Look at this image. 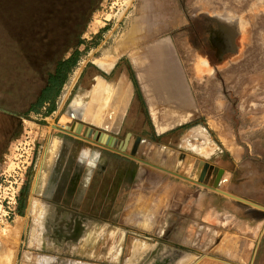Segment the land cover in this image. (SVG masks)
I'll use <instances>...</instances> for the list:
<instances>
[{
  "label": "crops",
  "instance_id": "crops-1",
  "mask_svg": "<svg viewBox=\"0 0 264 264\" xmlns=\"http://www.w3.org/2000/svg\"><path fill=\"white\" fill-rule=\"evenodd\" d=\"M29 1V19L85 17L84 12L62 14L69 8L53 6L78 0ZM135 18L140 17H132L129 26L127 14L123 26L114 22L106 27L104 22L82 32L87 41L97 42L80 45L50 112L65 123L78 121L114 139L130 132L127 149L139 136L136 151L146 161L128 173V159L119 158L112 145L114 150L71 138L52 126L30 166L28 213H17L9 226L12 237H0V264H116L126 240L118 239L121 227L152 234L151 239H128V264H177L182 255L168 245L172 242L196 250L198 255L188 264H242L228 260L245 257L235 254L234 247L229 251L228 243L251 241L245 236L259 225L252 211L264 210V159L243 160L232 168L217 164L218 154L209 151L193 157L207 163L202 184L162 170L179 165L181 148L191 151L210 144L209 136L201 123L178 131L172 142L170 133L159 136L198 119L201 112L188 82L181 79L174 27H138ZM133 110L144 117L140 127H133ZM231 200L254 218L230 209ZM257 256L263 264L264 247Z\"/></svg>",
  "mask_w": 264,
  "mask_h": 264
},
{
  "label": "rangeland",
  "instance_id": "rangeland-1",
  "mask_svg": "<svg viewBox=\"0 0 264 264\" xmlns=\"http://www.w3.org/2000/svg\"><path fill=\"white\" fill-rule=\"evenodd\" d=\"M86 1H67L53 6L62 10L69 8L70 12L62 14L76 15L84 12L82 8ZM32 8L29 0H0V111L12 114L18 121L16 126L13 122L8 124L3 118L0 119V150L3 151L0 154V237L7 227L13 225L19 211L28 213L30 190L27 188V177L30 166L39 145L46 139L47 130H52V126L66 132L68 137L82 138L114 150L107 142L69 131L65 126L70 123H65L64 118L58 120L54 112L46 114L47 102L37 105L35 111L23 114L33 93L43 82L33 62L31 50L36 47L33 35L78 28V24H74L77 18L29 19L28 13ZM127 14L128 26L132 17L139 16L138 20H133L138 27L149 26L157 30L174 27L175 57L180 61L181 79L188 82L201 112L197 120L204 125V131L209 136L210 144L201 143L191 151L181 148L182 161L179 165L162 167V170L170 176H180L189 182L202 184V180L189 178L188 173L193 157L206 156L208 151L214 156L218 154V159L214 157L217 164L232 168L243 160L262 161L264 0H96L87 14L83 31L96 29L104 22L106 24L103 26L106 27L114 22L117 26H123ZM81 38L89 45H93L95 40L87 41L82 34ZM131 115L134 128L145 123L141 113L133 110ZM55 132L59 134V131ZM175 136L170 134L167 138L172 142ZM115 151L119 158L128 159V173L134 165L146 161L136 150L131 153L129 147L122 151L116 148ZM11 195H14L13 199H10ZM234 202L231 200L230 209L236 208L238 214L246 219L254 218ZM7 206L10 209L8 217L3 215V209L6 210ZM258 219L260 221L255 232L250 231L251 235L245 236L246 240L251 241L228 243L229 251L234 247L235 254L245 256L239 259L228 257L229 261L260 264L257 255L259 249L264 247V216ZM118 230V239L122 236L126 240L121 247L123 254L119 255L116 264H128V239H151L152 234L134 227H121ZM27 236L26 227L22 231L23 245ZM168 245L181 252L182 257L177 264H188L198 255L190 245L173 242ZM135 250L131 249V254Z\"/></svg>",
  "mask_w": 264,
  "mask_h": 264
},
{
  "label": "trees",
  "instance_id": "trees-1",
  "mask_svg": "<svg viewBox=\"0 0 264 264\" xmlns=\"http://www.w3.org/2000/svg\"><path fill=\"white\" fill-rule=\"evenodd\" d=\"M95 3L96 0L93 2L88 0L83 4L82 9H84L85 17L77 18L75 21L76 23L73 21L75 25L78 24V28L76 30L51 33H35L33 35L36 40V47L34 50H31L32 57L34 58L33 62L35 63V71L37 75L43 80V82L39 89L33 93V98L31 101H29L27 109L23 112L24 115H27L29 111H35V107L37 105H41L44 102L49 103L46 114L53 109V100L59 93V90L67 77V74L75 65L80 55L81 51L79 50V45L84 43V39L81 38V34L88 20L87 14L89 10L94 7ZM96 42L97 41L94 40L92 44H95ZM132 80L136 89V94L139 96V88L133 74ZM25 97L28 98L26 95ZM2 118L8 124L13 122L16 126L18 125V121L12 114L0 111V119ZM197 122L199 121L196 119L181 124L159 136L161 137L169 133L177 132L184 127L193 125ZM1 152L3 151L0 150V154ZM133 167L135 168V165ZM134 168L130 169V173H133Z\"/></svg>",
  "mask_w": 264,
  "mask_h": 264
},
{
  "label": "water",
  "instance_id": "water-1",
  "mask_svg": "<svg viewBox=\"0 0 264 264\" xmlns=\"http://www.w3.org/2000/svg\"><path fill=\"white\" fill-rule=\"evenodd\" d=\"M69 131L71 132H75L77 134H79L80 136H84V137H91L92 139H95L97 141H105L107 143H110L113 147L119 149V150H124L126 148L127 145V140L130 137V132L126 133L124 139H114L112 138L110 135L106 134L104 131L98 130V129H94L91 126L85 125L83 123H80L78 121H73L70 125H66L65 126ZM140 137L137 136L134 138L133 144L130 148V152L133 153L136 150V147L138 145V143L140 142ZM204 162L203 160H200L198 158L194 159V162L191 166V169L188 173V177L189 178H193L194 180H202V176L204 173V168H202ZM226 193V192H225ZM232 198H235L241 202L244 203H248L250 205L253 206H260L257 204H254L252 202H249L241 197H237L234 196L232 194H228ZM263 208V207H262ZM253 214H255L254 216H256L255 218H261L264 216V210H257V209H253Z\"/></svg>",
  "mask_w": 264,
  "mask_h": 264
},
{
  "label": "bare ground",
  "instance_id": "bare-ground-1",
  "mask_svg": "<svg viewBox=\"0 0 264 264\" xmlns=\"http://www.w3.org/2000/svg\"><path fill=\"white\" fill-rule=\"evenodd\" d=\"M142 8V7H141ZM143 10V9H142ZM142 12V11H141ZM142 16V15H141ZM141 18H143V17H141ZM134 20V19H133ZM132 20V21H133ZM135 20H136V18H135ZM138 20V19H137ZM141 21V20H140ZM139 23V22H138ZM133 27V26H132ZM133 38V37H132ZM132 38H130V39H132ZM128 40V39H127ZM126 40V41H127ZM131 43V42H130ZM13 233H14V229L13 228H8V229H6V230H4V232H3V236L4 237H12L13 236ZM6 239V238H5ZM11 239H9V241H10ZM8 241V240H7ZM12 241V240H11ZM10 243V242H9Z\"/></svg>",
  "mask_w": 264,
  "mask_h": 264
},
{
  "label": "flooded vegetation",
  "instance_id": "flooded-vegetation-1",
  "mask_svg": "<svg viewBox=\"0 0 264 264\" xmlns=\"http://www.w3.org/2000/svg\"><path fill=\"white\" fill-rule=\"evenodd\" d=\"M72 123V122H71ZM70 123V124H71ZM197 123H201V122H197ZM197 123H195V124H197ZM194 125V124H193ZM190 126H192V125H190ZM187 127H189V126H187ZM184 128H186V127H184ZM183 128V129H184ZM182 130V129H181ZM180 131V130H179ZM171 134V133H170ZM172 134H178V131L177 132H174V133H172ZM99 142H105L104 140L103 141H99ZM195 159V158H194ZM194 159H193V161H192V164H193V162H194ZM199 159V158H198ZM204 162V164H203V166H202V168H204V171H205V169H206V165H207V163L205 162V161H203ZM203 175H204V173H203ZM203 177V176H202Z\"/></svg>",
  "mask_w": 264,
  "mask_h": 264
},
{
  "label": "built area",
  "instance_id": "built-area-1",
  "mask_svg": "<svg viewBox=\"0 0 264 264\" xmlns=\"http://www.w3.org/2000/svg\"><path fill=\"white\" fill-rule=\"evenodd\" d=\"M13 199L14 198V195H11V197H10V199ZM6 202H10V201H6ZM9 206H7V208H6V210L5 209H3V215L4 216H6V217H8V214H9V211H10V209L8 208Z\"/></svg>",
  "mask_w": 264,
  "mask_h": 264
}]
</instances>
